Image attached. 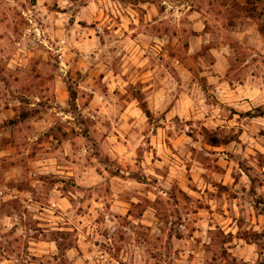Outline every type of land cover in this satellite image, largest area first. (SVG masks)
Wrapping results in <instances>:
<instances>
[{"label": "rangeland", "instance_id": "obj_1", "mask_svg": "<svg viewBox=\"0 0 264 264\" xmlns=\"http://www.w3.org/2000/svg\"><path fill=\"white\" fill-rule=\"evenodd\" d=\"M221 1L232 6L222 26L254 19L264 52V0ZM67 5L1 0L0 20L27 34L29 11L61 13ZM55 16L49 41L63 44L70 23L73 47L43 48L46 24L38 21V64L13 100L19 120L0 130V144L12 150L0 163V264H264V117L243 114L264 113V53L242 66L252 60L254 33L223 35L242 41L233 44L241 59L222 82L235 89L257 76L260 88L237 91L250 105H230L229 86L215 90L203 74L209 68L185 56L191 21L172 14L169 28L184 30L178 58L195 64L193 100L184 99L177 115L128 119L127 94L81 67V21ZM129 93L142 101L138 86ZM63 167L86 173L83 185L59 173Z\"/></svg>", "mask_w": 264, "mask_h": 264}, {"label": "crops", "instance_id": "obj_2", "mask_svg": "<svg viewBox=\"0 0 264 264\" xmlns=\"http://www.w3.org/2000/svg\"><path fill=\"white\" fill-rule=\"evenodd\" d=\"M37 1L43 3L49 0ZM64 1L68 5L61 13H55L48 8L42 14L29 11L31 16L28 19L32 27L26 31L27 34L19 30L21 26L17 22L10 21L9 24L8 21L0 20V130L6 129L5 123L14 121L17 117V104L13 100L19 98V85L30 72L27 68L33 69L38 64L35 60L37 54L34 52L40 49V45L37 37L33 36L36 32L40 33L38 21L42 18L46 24L41 29L43 35H47L40 42L43 48L65 51L73 47L70 23L63 44L59 43L57 47L49 41L51 34L47 32L55 29V14L62 15L69 22L72 18L81 21L79 40L75 43L79 51L85 53L81 54L85 58L80 61L81 67H85L86 73L90 68V73L101 77V81L107 83L113 93L118 91L122 95L127 94L123 116L128 119L144 114L142 103L152 115L165 114L168 117L181 113L184 99L193 100V91L197 85L189 77L192 76L190 67L195 64H186L178 58L184 30L169 28L167 20L172 14L176 17L185 15L191 21L192 31L187 32L185 56L196 57V65L209 68L203 74L211 76L209 81L215 85V90L220 92L225 84L229 86L227 101L230 105H234L233 101L238 99L241 100L238 106L250 105L248 94L239 98L237 91L246 89L251 95L260 92L257 76H252L254 82L251 80L236 84L235 89L231 87V83L222 82V78L241 59L239 49L233 44L242 41L247 32L254 33L256 44L251 51L252 60L245 58L242 66L258 64V58L264 53L261 45L263 34L254 19L248 17L247 20L251 22L249 24H229L227 28L222 26L224 15L232 10V6L226 1L210 0L207 4H195L196 0H171L170 3L167 0ZM200 1L202 0L197 2ZM240 27L243 29L242 35L238 34ZM226 33L242 37L230 40L227 36L223 37ZM205 51L208 57L203 55ZM91 53H94V58ZM185 84L188 85L186 88ZM136 86L140 89L142 101L135 97L130 98L129 91ZM246 90L243 92L246 93ZM15 123L19 121L16 120ZM36 125L41 127L44 122L39 120ZM11 154L10 146L0 144V163L1 159H7ZM61 169L59 173L76 177L79 185H83L84 179H87L86 173L77 174L72 167Z\"/></svg>", "mask_w": 264, "mask_h": 264}, {"label": "trees", "instance_id": "obj_3", "mask_svg": "<svg viewBox=\"0 0 264 264\" xmlns=\"http://www.w3.org/2000/svg\"><path fill=\"white\" fill-rule=\"evenodd\" d=\"M70 94H71V100H73L74 98L72 96V93H70ZM141 105H142V109H143L145 116L150 120L153 117V115L149 112V110L146 108L144 103H142ZM243 114L247 115L248 117L251 116L252 118L264 117V113H261L260 109H257V113H255V114H252L251 112H246Z\"/></svg>", "mask_w": 264, "mask_h": 264}]
</instances>
